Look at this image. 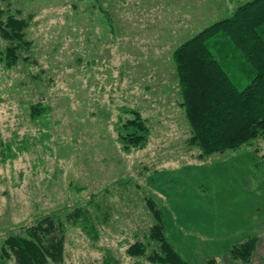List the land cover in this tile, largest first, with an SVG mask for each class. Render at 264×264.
Listing matches in <instances>:
<instances>
[{
	"label": "rangeland",
	"instance_id": "374dc122",
	"mask_svg": "<svg viewBox=\"0 0 264 264\" xmlns=\"http://www.w3.org/2000/svg\"><path fill=\"white\" fill-rule=\"evenodd\" d=\"M247 1L0 0L31 42L27 60L0 65V242L93 197L97 236L67 223L61 264H133L125 250L154 225L151 200L184 261L238 264L227 250L256 236L250 264H264V141L197 158L172 64L182 41ZM125 108L150 134L128 154L115 133Z\"/></svg>",
	"mask_w": 264,
	"mask_h": 264
},
{
	"label": "trees",
	"instance_id": "16d2710c",
	"mask_svg": "<svg viewBox=\"0 0 264 264\" xmlns=\"http://www.w3.org/2000/svg\"><path fill=\"white\" fill-rule=\"evenodd\" d=\"M27 19L0 11V39L6 45L0 51V65L13 69L20 61V51L28 50L25 39ZM172 64L179 94L178 106L189 126L190 146L202 159L235 150L253 141H264V0L241 4L228 17L204 28L182 41L172 52ZM39 104L31 106L36 118L43 112ZM115 128L121 151L142 150L149 139V129L139 110L125 108ZM264 169V157H262ZM93 199V197H92ZM83 207L65 213L64 220L53 211L31 224L17 226L0 242V264H61L64 257L65 227L79 224L86 234L97 236L89 209ZM154 225L143 240L130 244L125 253L133 264H193L184 261L165 236L160 212L147 200ZM258 238L249 236L227 250L232 263L250 264ZM103 264H112L111 259ZM203 264H217L214 258Z\"/></svg>",
	"mask_w": 264,
	"mask_h": 264
}]
</instances>
